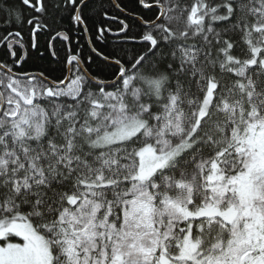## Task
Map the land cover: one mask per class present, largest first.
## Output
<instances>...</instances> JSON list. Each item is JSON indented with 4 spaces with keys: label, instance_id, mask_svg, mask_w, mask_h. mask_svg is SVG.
Returning a JSON list of instances; mask_svg holds the SVG:
<instances>
[{
    "label": "snow or ice",
    "instance_id": "obj_1",
    "mask_svg": "<svg viewBox=\"0 0 264 264\" xmlns=\"http://www.w3.org/2000/svg\"><path fill=\"white\" fill-rule=\"evenodd\" d=\"M134 2L0 3V264H264V0Z\"/></svg>",
    "mask_w": 264,
    "mask_h": 264
},
{
    "label": "trees",
    "instance_id": "obj_2",
    "mask_svg": "<svg viewBox=\"0 0 264 264\" xmlns=\"http://www.w3.org/2000/svg\"><path fill=\"white\" fill-rule=\"evenodd\" d=\"M6 2L7 3H13L16 6H20V0H0V3H6ZM98 2H102L104 7H108L110 5V3H112V0H98ZM115 2L122 3V5H126L124 15H121L119 10L115 9V8H113L112 11L110 12V15H117L120 17V19H125L129 13L133 12V10L136 14L143 16L145 19H150V18H153L154 13L157 11L156 8H153L152 10L138 8V7H136L134 0H115ZM149 2H151V0H149ZM178 2L181 5V7L187 5L190 8V6L194 2V0H178ZM209 2L210 3L211 2H218V0H209ZM45 3L48 5L49 11L51 12L52 8H51L50 0H45ZM24 11L26 14L31 13L32 15H36V13L33 12L31 9L24 8ZM86 11H88V10L86 9ZM3 15H4V13L2 11H0V16H3ZM128 22L133 25L134 29L138 26L134 20L129 19ZM104 23L110 24V26L113 28V30H115L118 27V25L116 23H113V22L104 21ZM1 33L2 32H0V34ZM23 34H24L25 41H27L28 40V29L27 28L24 29ZM229 36L236 43V53L239 54L241 52V50L244 48V45L242 43H240L239 35L235 34V33H229ZM109 39H116V38L110 36ZM85 40H86V37L81 36L80 44L83 45L85 51H87L89 46L87 44H85ZM72 42H73V46L75 47L76 46V38L75 37H73ZM40 44H41V50H43V46L45 44V37L44 36L40 37ZM55 47H57L58 49L61 47V43L59 40L55 41ZM97 47H102V45H97ZM48 64H49V59L47 56L44 59H40L38 52H35V51H32L29 49V55L27 58V63L24 65L25 68L35 70L38 68L47 67Z\"/></svg>",
    "mask_w": 264,
    "mask_h": 264
},
{
    "label": "flooded vegetation",
    "instance_id": "obj_3",
    "mask_svg": "<svg viewBox=\"0 0 264 264\" xmlns=\"http://www.w3.org/2000/svg\"><path fill=\"white\" fill-rule=\"evenodd\" d=\"M0 35H3V33H1ZM4 54H5V49L0 48V59L4 58Z\"/></svg>",
    "mask_w": 264,
    "mask_h": 264
}]
</instances>
